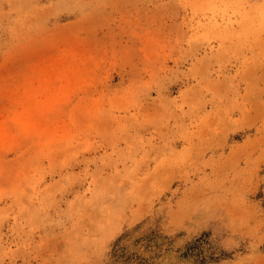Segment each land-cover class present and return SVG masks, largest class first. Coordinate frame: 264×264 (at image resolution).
I'll return each mask as SVG.
<instances>
[{
  "label": "rangeland",
  "instance_id": "374dc122",
  "mask_svg": "<svg viewBox=\"0 0 264 264\" xmlns=\"http://www.w3.org/2000/svg\"><path fill=\"white\" fill-rule=\"evenodd\" d=\"M264 0H0V264H264Z\"/></svg>",
  "mask_w": 264,
  "mask_h": 264
},
{
  "label": "bare ground",
  "instance_id": "6f19581e",
  "mask_svg": "<svg viewBox=\"0 0 264 264\" xmlns=\"http://www.w3.org/2000/svg\"><path fill=\"white\" fill-rule=\"evenodd\" d=\"M260 68H261L262 72L264 73V63L261 64Z\"/></svg>",
  "mask_w": 264,
  "mask_h": 264
}]
</instances>
